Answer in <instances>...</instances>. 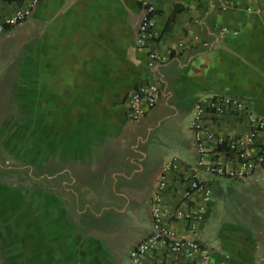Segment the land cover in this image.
<instances>
[{
	"label": "crops",
	"instance_id": "0c3cea01",
	"mask_svg": "<svg viewBox=\"0 0 264 264\" xmlns=\"http://www.w3.org/2000/svg\"><path fill=\"white\" fill-rule=\"evenodd\" d=\"M22 1L0 0V19ZM140 1L156 11L153 47L164 62L155 70L136 47ZM1 36L16 58L26 118L0 124V264H128L150 231V197L172 159L177 169L162 192L168 225L211 247L210 264H264L261 169L244 180L197 170L212 192L206 218L190 232L174 217L197 203L185 197L196 162L195 103H244L242 111L206 116L208 129L224 135H244L250 116L264 118V0H43ZM155 81L156 107L128 121L127 93ZM257 147L264 152V132ZM205 160L237 163L213 141ZM22 165L32 166L34 180L46 178L47 189L28 186Z\"/></svg>",
	"mask_w": 264,
	"mask_h": 264
},
{
	"label": "built area",
	"instance_id": "2783aa9c",
	"mask_svg": "<svg viewBox=\"0 0 264 264\" xmlns=\"http://www.w3.org/2000/svg\"><path fill=\"white\" fill-rule=\"evenodd\" d=\"M43 0H23L9 15L0 19V35L24 23L32 11ZM143 16L139 20L136 32V47L147 51V66L155 70L164 62L163 57L153 47L159 40L155 30L156 11L152 5L140 1ZM225 29H222L224 33ZM160 93L159 81L146 83L131 89L125 97L126 118L130 122H138L156 107ZM229 108L237 111L244 109V103L227 97H202L194 106L190 131L196 149V162L188 179L185 197H197V203L192 210L176 211L175 219L183 220L190 232H195L206 218L213 201L210 188L200 179L198 171L216 178L244 180L250 177L259 168L264 172V152L258 151L257 137L264 132V118L249 117V132L241 136L224 135L208 129L205 124L206 116L214 115L217 118ZM233 154L236 165L225 167L205 160L206 147L210 142ZM177 169L175 159L161 167L155 181L154 191L150 197V231L147 236L134 246L128 253L131 264H141V259L154 253L150 264H210L213 249L193 238L182 237L175 232L165 221L163 216L162 192L166 187V175Z\"/></svg>",
	"mask_w": 264,
	"mask_h": 264
},
{
	"label": "rangeland",
	"instance_id": "374dc122",
	"mask_svg": "<svg viewBox=\"0 0 264 264\" xmlns=\"http://www.w3.org/2000/svg\"><path fill=\"white\" fill-rule=\"evenodd\" d=\"M2 35V34H1ZM0 35V124L5 122L9 124H16L22 119L26 118L24 112H22L23 100L18 98L16 81L17 69L16 58L9 53V45L2 43L4 36ZM23 169L20 171L19 176L21 179H25L26 184H36L42 190L47 189L48 180L46 178L34 180V174L32 175L33 168L31 165H22ZM28 177V178H27ZM142 208V207H141ZM146 210L142 208L138 212V220L140 223L146 220ZM2 262V261H1ZM128 264H131L128 259Z\"/></svg>",
	"mask_w": 264,
	"mask_h": 264
},
{
	"label": "trees",
	"instance_id": "16d2710c",
	"mask_svg": "<svg viewBox=\"0 0 264 264\" xmlns=\"http://www.w3.org/2000/svg\"><path fill=\"white\" fill-rule=\"evenodd\" d=\"M221 148H224V147L221 146Z\"/></svg>",
	"mask_w": 264,
	"mask_h": 264
}]
</instances>
